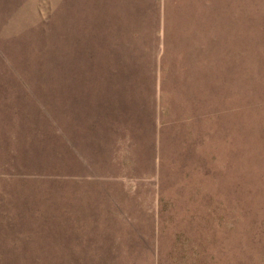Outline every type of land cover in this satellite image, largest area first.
<instances>
[{
  "label": "rangeland",
  "instance_id": "rangeland-1",
  "mask_svg": "<svg viewBox=\"0 0 264 264\" xmlns=\"http://www.w3.org/2000/svg\"><path fill=\"white\" fill-rule=\"evenodd\" d=\"M0 264H264V0H0Z\"/></svg>",
  "mask_w": 264,
  "mask_h": 264
}]
</instances>
